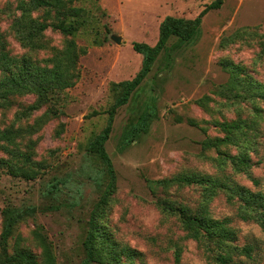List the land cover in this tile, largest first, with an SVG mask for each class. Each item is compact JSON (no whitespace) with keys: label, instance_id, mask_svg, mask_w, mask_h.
<instances>
[{"label":"rangeland","instance_id":"obj_1","mask_svg":"<svg viewBox=\"0 0 264 264\" xmlns=\"http://www.w3.org/2000/svg\"><path fill=\"white\" fill-rule=\"evenodd\" d=\"M20 1L0 0V51L5 47L12 57L29 55L38 64L51 66L49 58L63 49L70 37L49 28L44 34L49 47L35 51L24 48L11 30ZM213 1L79 2L92 8L96 21L75 38L86 49L79 60L76 84L64 90L57 102L43 105L20 120L17 115L36 101L34 94L15 95L9 107H0V129L31 126L52 107L60 112L31 135L36 141L35 158L47 165L38 178L26 180L0 170V233L4 208L31 210L16 232L26 239L25 243L40 254L33 230L41 227L53 243L58 264H83L89 219L107 185L101 161L88 152L87 145L107 124L115 97L112 83L132 79L141 69L143 55L135 51L133 42L156 45L167 16L193 19ZM244 27L256 30L258 35L229 39ZM114 35L120 36L121 42L114 40ZM174 41L171 39L169 45ZM263 42L264 0H223L221 7L204 16L196 43L177 52L170 66L162 54L131 100L118 109L106 143L117 175V189L102 222L120 245L142 254L141 264H220L206 245L186 237L177 215L163 211L157 204L160 198L198 208L203 188L164 185L159 180L193 172L214 177L226 174L252 190L264 192V101L237 97V93L245 94L243 89L224 91L231 87L232 80L224 61L239 64L242 76L264 84ZM151 103L157 118L149 131L124 146L125 129ZM238 118L259 122L254 134L256 145L248 150L250 174L236 173L228 161L221 167L218 151L202 146L208 137L224 136L216 122ZM26 141L22 140L23 145ZM224 149L238 153L236 146ZM56 183L59 187L50 192ZM241 203L221 191L208 206L216 219H231L237 234L233 245H254L252 257L235 255L236 264H264V232L259 223L240 216Z\"/></svg>","mask_w":264,"mask_h":264},{"label":"trees","instance_id":"obj_2","mask_svg":"<svg viewBox=\"0 0 264 264\" xmlns=\"http://www.w3.org/2000/svg\"><path fill=\"white\" fill-rule=\"evenodd\" d=\"M80 1L82 0H21L18 3L19 13L12 19L11 30L24 48L35 51L49 47L44 40V34L49 28L70 37L65 47L57 50L49 58L51 66H42L32 60L29 55L20 58L12 57L5 47L0 51L2 69L0 107H9L15 95L34 94L36 96V101L17 115L18 120L30 115L32 111L39 110L43 105L57 102L64 90L76 84L79 78V60L81 55L86 53V49L80 47L75 38L81 31L88 30L96 21L92 8L80 5ZM222 3L223 0H214L193 19L167 16L161 23L160 37L154 46L145 42H133L135 51L143 55L142 67L132 79L112 83L115 97L108 110L107 124L87 145L88 152L101 161L102 174L107 177V185L89 219V230L84 241L86 256L83 264H141L139 259L142 254L130 246L120 245L102 222V217L117 189V175L106 143L111 136L118 109L131 100L159 57L164 54L165 63L170 66L177 52L195 44L199 39L204 16L210 10L221 7ZM257 35L256 30L244 27L236 31L229 39L253 38ZM173 38L175 41L169 45ZM262 46L264 52V42ZM224 65L228 67L232 76L231 87L224 91L243 89L245 94L237 93V97L245 95L247 98L264 101L263 83L242 76L243 71L239 64L224 61ZM256 111L261 112L258 108ZM59 115L60 112L52 107L31 126H8L0 129V152L5 154L0 155V170L26 180L38 178L47 165L44 161L35 158L36 141L31 138V135L43 123ZM156 118L157 111L154 103L146 105L136 121L131 122L125 129L123 145L132 144L142 133L148 132ZM216 125L224 132V136L208 137L203 140V149L217 150L221 167L228 161L236 173L250 174L252 162L248 150L256 145L254 134L258 132L259 122L256 119L238 118L233 121H219ZM60 133L59 131L58 134ZM23 139H27L24 145ZM230 146L238 147V153L231 154L224 149ZM224 177L193 172L159 180V183L164 185L178 183L184 186H200L203 188V199L198 208L175 204L168 199L160 198L157 204L163 211L177 215L186 231V237L206 245L218 263L236 264L235 255L252 257L254 245H233L237 234L235 228L230 225L231 219L220 220L213 217L208 203L221 191L226 192L230 199L238 198L242 202L240 216L245 220H254L259 223L264 232V192L252 190L234 181L230 175L225 174ZM255 181L257 184L260 183L258 180ZM59 185L60 183L52 185L53 189L50 192H54ZM30 213L31 210L13 206L4 208L3 229L0 233V264H58L53 243L41 227L33 230V238L41 249L40 254L25 243L26 239L21 234L16 233L20 222ZM11 239H14L12 244ZM216 246L217 252H215ZM179 255L178 252V258Z\"/></svg>","mask_w":264,"mask_h":264},{"label":"water","instance_id":"obj_3","mask_svg":"<svg viewBox=\"0 0 264 264\" xmlns=\"http://www.w3.org/2000/svg\"><path fill=\"white\" fill-rule=\"evenodd\" d=\"M113 39L116 40L117 42H121L122 38L120 36H113Z\"/></svg>","mask_w":264,"mask_h":264}]
</instances>
